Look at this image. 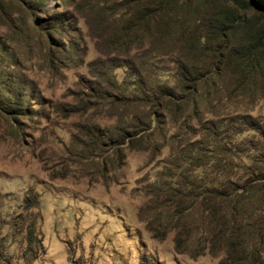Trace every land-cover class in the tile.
Listing matches in <instances>:
<instances>
[{
    "label": "trees",
    "instance_id": "trees-1",
    "mask_svg": "<svg viewBox=\"0 0 264 264\" xmlns=\"http://www.w3.org/2000/svg\"><path fill=\"white\" fill-rule=\"evenodd\" d=\"M86 7L128 56L124 77L105 81L113 93L79 99L81 114L112 121L90 138L100 181H117L126 150L146 152L157 159L146 193L168 213L176 245L198 228L222 262L249 264L264 251V0H86ZM32 198L24 199L28 208ZM26 215L5 223L12 234L25 224L19 230L34 260L41 215Z\"/></svg>",
    "mask_w": 264,
    "mask_h": 264
},
{
    "label": "rangeland",
    "instance_id": "rangeland-1",
    "mask_svg": "<svg viewBox=\"0 0 264 264\" xmlns=\"http://www.w3.org/2000/svg\"><path fill=\"white\" fill-rule=\"evenodd\" d=\"M111 31L86 0H0V264H228L198 228L176 245L173 222L145 189L157 159L126 150L108 185L88 160L96 125L112 121L81 114L79 99L113 93L105 81L124 77L128 60ZM26 196L36 199L30 208ZM31 209L41 215L34 260L25 224L12 234L5 223ZM249 264H264V251Z\"/></svg>",
    "mask_w": 264,
    "mask_h": 264
}]
</instances>
